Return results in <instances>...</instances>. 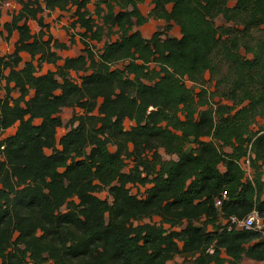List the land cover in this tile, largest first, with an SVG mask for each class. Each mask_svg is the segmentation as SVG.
<instances>
[{
    "label": "trees",
    "instance_id": "trees-1",
    "mask_svg": "<svg viewBox=\"0 0 264 264\" xmlns=\"http://www.w3.org/2000/svg\"><path fill=\"white\" fill-rule=\"evenodd\" d=\"M91 1H22L4 25L19 40L0 58V264H264L259 233L222 224L264 218V129L253 131L264 120V39L241 37L264 26V0H153L147 17L145 0H96L98 20ZM70 10L84 49L58 66L70 46L43 14ZM151 20L168 25L151 39L134 30ZM112 36L97 55L90 43ZM46 64L56 71L38 75ZM66 108L82 114L57 140ZM131 186L150 187L140 198ZM107 189L112 202L97 195Z\"/></svg>",
    "mask_w": 264,
    "mask_h": 264
},
{
    "label": "rangeland",
    "instance_id": "rangeland-1",
    "mask_svg": "<svg viewBox=\"0 0 264 264\" xmlns=\"http://www.w3.org/2000/svg\"><path fill=\"white\" fill-rule=\"evenodd\" d=\"M24 1H28V0H24ZM12 2H13L12 3L13 5L14 4L20 5L21 4V0H13ZM231 5L233 6L234 3ZM88 9L92 13L93 18L95 20H98L97 15L95 14V12H96V0L91 1V3L88 5ZM8 10H9V11H7L8 13L10 12V10L14 11L13 7H9ZM72 14H73V10H70L67 12H59V11L49 12V11H46L43 14V16L45 18V23L47 22L49 24L48 25L49 26V33H53L56 37L60 38L63 41H67V42H70L71 37H74L76 43L71 45V48L67 53L58 52V53H62V55H64V56H79L81 54V52H83V49H84V46L82 44L81 37L79 34L82 31H80L78 29L71 28V24L74 21V18H72ZM11 20H12V17H9V16L8 17H5V16L1 17L0 18V30L3 29V26L5 25V23L10 22ZM217 23L220 26L225 24L223 19H218ZM29 26H30L33 34H36L40 31V27H39L38 23L35 21H30ZM147 28H150V26H148ZM151 30L153 31V29H151ZM151 30L148 29L145 32V34L146 35L150 34L152 32ZM6 34L7 33H4V35L0 36V58L5 57V56H9V55L13 54V52H14V43L17 40V33L15 35L13 33V35L9 38L6 37L7 36ZM241 37L245 43H250L251 45H256L259 41L264 39V26H259L247 34L242 33ZM117 38H118V36H112L110 39L104 38V40L102 42H100V43L91 42L90 45H91L93 51L95 53H97V55H98L102 52V49H103L105 42L115 41ZM24 58H25V60H27V59H29V56L27 55V56L23 57V60H24ZM53 70L55 71L56 68L51 66V65H48V66L43 65L40 68L39 73L45 74L48 71H53ZM72 76H73L74 80H76L77 82H80L79 75L73 73ZM207 79H209V76H207ZM5 86H6V82L3 80L0 83V99H4L6 96V91L4 90ZM188 86H191V84H188ZM11 96L16 99L19 97V92L14 91L11 94ZM75 114H78V115L82 114V111L80 109H72V108L63 109V111L61 113V118L63 121V127L58 130L57 140H60L68 132V130H69L68 124ZM36 123H39V122L37 121ZM133 125H134V123L127 121L125 124V127L128 130ZM262 129H264V120L258 119L257 123L253 126V131L259 132ZM15 131H16V127L9 130L7 132V134L12 135L15 133ZM110 149L112 152L115 150L114 148H110ZM46 152H47V154L51 153V151H46ZM161 153L165 159H168V157L165 155L164 151H161ZM131 166H132V163L129 162V166L126 170H129V168ZM149 187L150 186L138 188V187H132L131 186L130 188H131L132 194L138 195V197H140V198H144L146 195V190ZM97 195L102 200H109L110 202H112V198L109 195L108 189L100 192ZM144 222L145 223H149V222L159 223L160 219L159 218H153L152 220L147 219ZM177 230H179V229H177ZM168 264H188V262L183 257L178 256L173 261L169 262ZM247 264H249V263H247Z\"/></svg>",
    "mask_w": 264,
    "mask_h": 264
},
{
    "label": "crops",
    "instance_id": "crops-1",
    "mask_svg": "<svg viewBox=\"0 0 264 264\" xmlns=\"http://www.w3.org/2000/svg\"><path fill=\"white\" fill-rule=\"evenodd\" d=\"M4 1H9L10 2V7H13V10L14 11H12V10H10V14L7 12V11H9L8 10V8L9 7H7V8H3V9H0V18L1 17H13V15H15V14H17L20 10H21V8H22V4H20V5H13L12 3V1L13 0H4ZM22 1H24V0H21V3H22ZM138 8H139V10L141 11V13H142V15L143 16H145V17H147L149 14H150V12L153 10V8H154V4H153V0H145L144 1V3H142V4H140V5H138ZM117 11H118V9H117ZM60 12V11H59ZM11 22V21H10ZM10 22H7V23H10ZM6 24V23H5ZM46 24L47 25H49L47 22H46ZM167 23L165 22V21H163V20H151V21H149L147 24H145L144 26H141V27H135L134 28V30L135 31H137V30H139L141 33H142V35H143V37L144 38H146V39H151L153 36H154V34H156L157 33V31L158 30H160V31H163L166 27H167ZM148 26H150V28H147ZM152 27V28H151ZM78 30H80L79 28H77ZM151 30V29H153V31L150 33V34H148V35H146L145 34V32L147 31V30ZM0 31H2L3 32V35H4V33H6L5 32V30H4V26H3V29L2 30H0ZM81 31V30H80ZM16 32V31H15ZM14 32V35L17 33V40L15 41V43H14V51H15V45H16V43L18 42V40H19V34H18V32H16L15 33ZM52 34V36H53V38L55 39V40H58L59 42H62V43H66L67 45H69L70 46V48H71V44H70V42H67V41H63V40H61L60 38H58V37H56L53 33H51ZM7 35V34H6ZM13 35V34H12ZM169 35L170 36H172V37H176V38H181V30H180V28L179 27H177V26H174L173 27V29L170 31V33H169ZM6 37H8V35L6 36ZM118 39V38H117ZM116 39V40H117ZM114 42V41H113ZM70 48H69V50H70ZM69 50H66V51H63L64 53H67ZM60 52V51H59ZM83 52H81V54H82ZM80 54V55H81ZM28 54H26V53H21V57H22V59H23V57H25V56H27ZM58 55L62 58V60L60 61V62H58V66H62L63 64H64V60L66 59V58H76V57H78V56H64V55H62V53H58ZM79 55V56H80ZM29 56V55H28ZM30 60V56H29V59H27V60H25V58H24V60H23V63L21 64V66H20V68H22L23 67V65L27 62V61H29ZM49 64H46V66H48ZM51 66H53V65H51ZM53 67H55L56 68V66H53ZM54 71V70H53ZM56 71V70H55ZM49 72V71H48ZM8 71L6 72V75H8ZM46 74V73H45ZM38 75H44L43 73H39ZM3 81V80H2ZM1 81V82H2ZM0 82V83H1ZM19 92V91H18ZM8 135V134H7ZM224 171V170H223ZM218 209H220V208H218ZM227 221H228V219L227 220H224L223 222H222V224H223V226L224 227H226V225H227ZM247 263H249V264H260V263H257V262H255V261H253V260H251V259H249V258H245L243 261H242V264H247Z\"/></svg>",
    "mask_w": 264,
    "mask_h": 264
},
{
    "label": "built area",
    "instance_id": "built-area-1",
    "mask_svg": "<svg viewBox=\"0 0 264 264\" xmlns=\"http://www.w3.org/2000/svg\"><path fill=\"white\" fill-rule=\"evenodd\" d=\"M10 7L9 1L0 0V9ZM249 161H246V168L249 170ZM228 198L226 192H224L219 199L215 202L216 208H221L223 202ZM227 231H231L233 229L251 231L259 233L264 240V218L260 215L257 210H253L247 217L238 218V217H230L227 221V225L225 228Z\"/></svg>",
    "mask_w": 264,
    "mask_h": 264
}]
</instances>
